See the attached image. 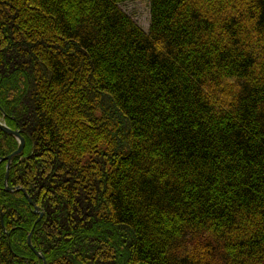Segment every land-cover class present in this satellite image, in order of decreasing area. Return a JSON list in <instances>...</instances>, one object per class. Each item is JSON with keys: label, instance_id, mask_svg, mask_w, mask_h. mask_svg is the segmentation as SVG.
<instances>
[{"label": "trees", "instance_id": "obj_1", "mask_svg": "<svg viewBox=\"0 0 264 264\" xmlns=\"http://www.w3.org/2000/svg\"><path fill=\"white\" fill-rule=\"evenodd\" d=\"M131 1L0 0V264H264V0Z\"/></svg>", "mask_w": 264, "mask_h": 264}, {"label": "water", "instance_id": "obj_2", "mask_svg": "<svg viewBox=\"0 0 264 264\" xmlns=\"http://www.w3.org/2000/svg\"><path fill=\"white\" fill-rule=\"evenodd\" d=\"M0 113H1L2 116H3V118L0 119V131H1L2 133H4L5 135H7V136L13 138V139L16 141L17 145H18V146H17V150H16L12 155L6 157L5 159H0V163H2V162H6V176H5V180H4V189H5V192H7V193H9V194H12V193H14V192H23V191H22L21 189H19V188H16L15 190L10 189V188L8 187V185H7V180H8V172H9V169H10V164H11L12 160H13L15 157H17V156H19V155L21 154L22 150L24 149L25 142H24V139H23L22 136H21L20 131H13V130H10V129L4 124L5 115L2 113L1 108H0ZM23 194H24L25 198L27 199L29 206H31V207L33 208V214H34L35 216L38 217L37 221L35 222V225H36V224L39 223L40 220L42 219V217H43V213H40L39 210H38L36 207H34V206L32 205V203L30 202L28 196H27L24 192H23ZM35 225H34V226H35ZM31 236H32V233L28 234V237H27V246H28V248L33 252V254L36 256V258H37L39 261L42 262V264H46V263H45V259H44V257H43L40 253H38V252H36V251L34 250V248H33V246H32V243H31Z\"/></svg>", "mask_w": 264, "mask_h": 264}, {"label": "rangeland", "instance_id": "obj_3", "mask_svg": "<svg viewBox=\"0 0 264 264\" xmlns=\"http://www.w3.org/2000/svg\"><path fill=\"white\" fill-rule=\"evenodd\" d=\"M118 7L144 33L148 32L150 23L148 0H135L131 2H126L120 4Z\"/></svg>", "mask_w": 264, "mask_h": 264}]
</instances>
